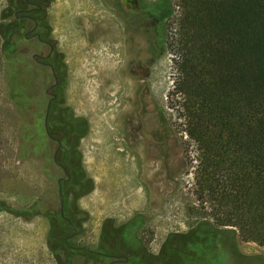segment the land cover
I'll use <instances>...</instances> for the list:
<instances>
[{
  "label": "rangeland",
  "instance_id": "rangeland-1",
  "mask_svg": "<svg viewBox=\"0 0 264 264\" xmlns=\"http://www.w3.org/2000/svg\"><path fill=\"white\" fill-rule=\"evenodd\" d=\"M176 4V0H55L48 17L68 68L67 103L89 121L81 149L84 154L86 143L90 172L97 178L85 168L97 186L91 200L119 222L145 213L147 230L160 242L166 243L171 233L194 230L173 245L189 242L205 251L213 229L197 227L204 219L197 209L187 154L193 146L177 127L171 106L180 16ZM13 22V1L0 0V203L9 208L0 210V264H57L47 246V220L42 215L25 220L11 211L28 210L44 196L48 184L44 158L31 150L34 144L28 136L35 118L29 109L32 103L18 88L16 49L6 45L7 39L18 40ZM101 56L110 58L106 67L99 62ZM117 160H127L124 171ZM214 240L217 247L220 240L217 236ZM228 241L237 253L264 258V246L239 232Z\"/></svg>",
  "mask_w": 264,
  "mask_h": 264
},
{
  "label": "trees",
  "instance_id": "trees-1",
  "mask_svg": "<svg viewBox=\"0 0 264 264\" xmlns=\"http://www.w3.org/2000/svg\"><path fill=\"white\" fill-rule=\"evenodd\" d=\"M176 3L180 16L171 106L177 127L193 146L187 154L204 219L197 227L209 226L214 236L207 237L205 251L189 242L173 245L194 230L171 233L165 246L192 254L194 264H217L215 252L226 249L220 241L213 247L220 234H226L229 247V238L238 232L264 246V0ZM6 45L13 43L7 39ZM78 118L84 121V138L89 121ZM4 209L9 208L0 203ZM11 211L22 217L23 211Z\"/></svg>",
  "mask_w": 264,
  "mask_h": 264
},
{
  "label": "flooded vegetation",
  "instance_id": "flooded-vegetation-1",
  "mask_svg": "<svg viewBox=\"0 0 264 264\" xmlns=\"http://www.w3.org/2000/svg\"><path fill=\"white\" fill-rule=\"evenodd\" d=\"M12 1V25L18 37L12 42L13 63L20 76L18 88L25 101L32 103L31 150L44 158L48 183L44 196L23 210L22 217L30 220L42 215L47 220V246L57 264H194L192 254L165 246V241L147 230L145 213L119 222L91 200L97 186L84 172L86 168L94 177L85 150V160L82 155L84 121L74 108H68V68L48 17L55 0ZM21 43H25L23 52ZM220 242H226V249L215 252L220 256L217 264H264V258L234 252L226 234H220Z\"/></svg>",
  "mask_w": 264,
  "mask_h": 264
},
{
  "label": "bare ground",
  "instance_id": "bare-ground-1",
  "mask_svg": "<svg viewBox=\"0 0 264 264\" xmlns=\"http://www.w3.org/2000/svg\"><path fill=\"white\" fill-rule=\"evenodd\" d=\"M104 39V38H103ZM102 39V40H103ZM118 46V45H117ZM101 53V52H100ZM104 53V52H103ZM105 54V53H104ZM103 54V55H104ZM100 56V55H99ZM105 56V55H104ZM107 56V55H106ZM98 58H100V57H98ZM110 60V58H108V57H103V56H101V58H100V61L99 62H101V64L103 65V67H106V64H107V62ZM98 63V62H97ZM99 64V63H98ZM100 65V64H99ZM155 95V94H154ZM156 96V95H155ZM159 96V95H158ZM158 100V99H157ZM72 101V100H71ZM76 101V100H75ZM72 105V104H71ZM85 115V114H84ZM88 116V115H87ZM87 118V117H86ZM136 138V137H135ZM142 140V139H141ZM85 142H86V140H85ZM133 145V144H132ZM85 150H86V164H87V166H88V168H90L91 167V154H90V152L88 151V149L86 148V143H85ZM123 150H125V149H123ZM129 152V151H128ZM116 153V152H115ZM117 154V153H116ZM95 155H97V154H95ZM95 157V156H94ZM135 157V156H134ZM129 158H130V156H129ZM135 160V159H134ZM118 161V160H117ZM119 162V161H118ZM120 163V166H119V170H122V171H124V168H126L127 167V160L126 161H124V160H122V161H120L119 162ZM118 165V164H117ZM117 170V169H116ZM102 171V170H101ZM118 171V170H117ZM98 175V174H97ZM94 178H96V176L94 175ZM105 178V177H104ZM95 180H97V178L95 179ZM119 180H120V178H119ZM100 181V180H99ZM98 181V182H99ZM149 181H150V178H149ZM121 182V183H120ZM127 181H124L123 182V180H120L119 181V183L120 184H122V185H127V183H126ZM129 182V181H128ZM103 183V182H102ZM110 183V182H109ZM118 183V184H119ZM102 187V186H101ZM104 187H107V186H104ZM103 187V188H104ZM99 188V187H98ZM110 188V187H109ZM101 190H104V189H101ZM98 191V190H97ZM96 191V192H97ZM100 191V190H99ZM105 191H106V189H105ZM101 192V191H100ZM109 192V191H108ZM97 194H99V193H97ZM96 193H95V195H97ZM102 194V193H101ZM106 194H108V193H106ZM140 194V193H139ZM140 195H142V193L140 194ZM111 196V195H110ZM110 198V197H109ZM140 198V197H139ZM104 199V198H103ZM94 200V199H93ZM139 199H137V201H138ZM111 202V201H110ZM114 202V201H113ZM115 203V202H114ZM113 203V204H114ZM139 203V202H138ZM110 204V203H109ZM120 204V203H119ZM134 204V203H133ZM140 204V203H139ZM139 210V209H138ZM135 212H136V210H135Z\"/></svg>",
  "mask_w": 264,
  "mask_h": 264
},
{
  "label": "water",
  "instance_id": "water-1",
  "mask_svg": "<svg viewBox=\"0 0 264 264\" xmlns=\"http://www.w3.org/2000/svg\"><path fill=\"white\" fill-rule=\"evenodd\" d=\"M67 75H68V73H67ZM88 134H89V133H88ZM88 134H87V135H88ZM87 135H86V136H87ZM86 136H85V137H86ZM82 153H83V152H82ZM83 158H84V154H83Z\"/></svg>",
  "mask_w": 264,
  "mask_h": 264
}]
</instances>
